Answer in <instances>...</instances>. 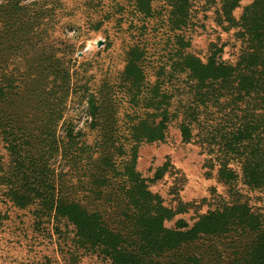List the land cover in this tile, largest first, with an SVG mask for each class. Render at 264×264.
<instances>
[{
    "label": "trees",
    "instance_id": "obj_1",
    "mask_svg": "<svg viewBox=\"0 0 264 264\" xmlns=\"http://www.w3.org/2000/svg\"><path fill=\"white\" fill-rule=\"evenodd\" d=\"M25 1L0 0V142L6 155L0 184L13 206L32 211L38 225L46 220L64 240L60 255L70 261L264 264V217L238 198L264 191V0H214L219 24L236 30V59L221 60L223 46L199 57L189 34L185 53L166 75L171 95L161 90L164 73L145 80L146 49L132 45L119 101L104 86L89 94L64 55L39 50L58 22L53 8ZM154 1L133 0L130 12L141 22L152 18ZM164 1L167 26L194 32L190 0ZM241 3L247 5L236 20ZM94 30L103 32V24L96 22ZM23 62V74L12 73ZM179 74L184 96L171 101ZM70 98L85 101L90 132L64 119ZM170 128L182 143L198 146L231 199L191 225L175 220L177 210L150 189L164 168L148 178L137 171L138 148L163 142ZM222 238L232 239L223 252L216 247Z\"/></svg>",
    "mask_w": 264,
    "mask_h": 264
},
{
    "label": "rangeland",
    "instance_id": "obj_2",
    "mask_svg": "<svg viewBox=\"0 0 264 264\" xmlns=\"http://www.w3.org/2000/svg\"><path fill=\"white\" fill-rule=\"evenodd\" d=\"M25 2H42L44 10L54 9L58 23L44 42L39 44V50L50 51L54 58L64 55L66 62L70 64V73H79L80 76L77 77L80 78L81 84L89 89V94L104 86L105 92H110L108 97H111V93L115 94L114 96L118 93L117 101L120 100L123 92L122 72L126 64V54L132 45L146 49V81L154 82L157 72L165 74L161 76V80H164L161 90L165 91L166 95H171V82L166 75L172 70L173 60L185 53V41L189 34L191 50L201 58L212 54L214 47L221 46V60L233 63L237 56L236 30L231 27L226 31L224 28L228 25L219 24L216 15L218 7L214 0H190L195 16L194 32L190 33L183 29L171 30L167 26V6L164 0L153 2V17L145 19V24L140 21V15L130 12L133 0ZM246 5L247 3H241L235 10L233 16L236 20ZM96 22L103 24V32L94 30ZM142 24L144 28H135ZM18 68L19 70L12 73L19 76L25 70V62ZM159 68L162 69L158 71ZM177 78L174 83L175 96L173 95L171 101L184 96V75L179 74ZM73 101L72 98L69 99L64 119L72 118L75 130L90 132V119L85 114V101ZM18 110L22 112V107H18ZM118 115L123 117V113ZM58 134L60 135L61 131ZM88 141H91L90 137ZM0 158L6 162L1 142ZM205 159L198 146L182 143L178 131L170 128L163 142L143 144L138 148L137 171L148 178L156 169L164 168L163 178L153 183L150 189L167 205L177 210L175 220H184L191 225L199 216L214 209L221 202L231 201L226 187L217 179L215 169L211 170ZM55 162L54 166L58 172L61 160L57 159ZM243 194L238 198L247 202L254 213L264 217V191H248ZM234 198L233 200L238 199L236 196ZM37 222L32 211L20 210L13 206L0 184V264H110L95 256L83 257L76 262L70 261L69 256H61L60 248H63L64 240H58L51 232L50 225L45 226L46 220L41 221L40 225ZM66 237L65 241L68 243L71 234L67 233ZM231 242V238H222L217 241L216 247L223 252L230 249Z\"/></svg>",
    "mask_w": 264,
    "mask_h": 264
}]
</instances>
